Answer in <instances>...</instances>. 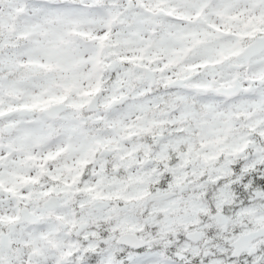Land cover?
Listing matches in <instances>:
<instances>
[{"label": "snow or ice", "instance_id": "1", "mask_svg": "<svg viewBox=\"0 0 264 264\" xmlns=\"http://www.w3.org/2000/svg\"><path fill=\"white\" fill-rule=\"evenodd\" d=\"M0 264H264V0H0Z\"/></svg>", "mask_w": 264, "mask_h": 264}]
</instances>
